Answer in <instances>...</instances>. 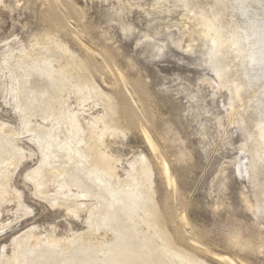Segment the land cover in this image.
I'll return each instance as SVG.
<instances>
[{"label": "rangeland", "instance_id": "obj_1", "mask_svg": "<svg viewBox=\"0 0 264 264\" xmlns=\"http://www.w3.org/2000/svg\"><path fill=\"white\" fill-rule=\"evenodd\" d=\"M253 21L264 24V0H0V123L8 131L18 128L12 105L20 75L13 67L16 59L33 54L44 61L53 56V65L63 61L73 75L98 81L110 98L105 119L118 133L133 134L147 165L154 167L148 166V174L160 176L161 162L168 165L170 188L158 195L157 213L170 232V246L181 255L199 257L193 259L196 264L214 263L213 255L264 264V63H250L245 33ZM33 60L24 59L21 66L28 72ZM32 70L28 78L35 90L46 83ZM156 97L167 101L166 112L158 111ZM94 103L101 101L90 103L92 112L99 111ZM39 121L38 115L32 118V130ZM141 130L156 144L155 152ZM32 136H18L32 153L25 150L10 174V186L22 193L25 207L0 214V264H6L4 255L18 243L32 247L29 233L42 240L51 233L86 231L84 218L73 226L66 217L51 219L53 199L34 195L28 176L36 177L39 152ZM65 137L61 127L59 138ZM129 157L122 146L121 160ZM229 194L244 199L236 201L237 207L246 205L243 216L224 213L220 200ZM205 203L210 207L205 209ZM103 233L97 239H112V233ZM75 243L78 239L71 248Z\"/></svg>", "mask_w": 264, "mask_h": 264}, {"label": "bare ground", "instance_id": "obj_2", "mask_svg": "<svg viewBox=\"0 0 264 264\" xmlns=\"http://www.w3.org/2000/svg\"><path fill=\"white\" fill-rule=\"evenodd\" d=\"M209 36V33H205V38ZM33 56V54L26 55L24 59L35 58L33 61L36 64H33L32 68L39 72L40 81L46 84L44 83V86L41 84L42 87L32 90L33 85L28 78V72L32 68H28L27 72V69L21 66L24 59L19 61L16 59L13 67L20 72V75L14 80L17 84L13 87L15 94L12 105L19 117L18 128L13 130L14 127H11L8 131L6 125L0 123V214L25 207L21 201L22 193L10 186V174L20 160L24 159L25 152L32 151L30 147L24 149L19 144L18 136L23 132L25 134L33 132L35 136L31 137V141L38 146L39 166L34 169L36 177L33 178L32 174L28 178L33 180L34 195L53 199L49 202L51 219L66 217L73 226L76 223H73L74 220L79 221L84 218L87 226L83 234L77 229L74 235L50 232L51 234L43 236L42 240V235L40 237L37 233H29L28 239L32 247L29 245L31 248L26 249L25 245L21 246L18 243L10 255H4V262L6 264H196L193 259L197 256L192 259L188 255H181L180 251L170 246L168 240L170 232L167 234L158 217L160 193L166 187L170 188L168 186L171 183L170 170L165 161L162 159L164 162H161L160 176L147 173L149 165L141 152L139 142L133 138L134 136L131 137L133 134L130 136L122 132L118 133L113 121L108 122L105 119L104 112L111 111L110 98L104 96L105 93L103 94L102 91L104 89L101 90L98 81L80 76L78 73L73 75L72 70L70 71L63 61L53 65L52 62L55 61L53 56L47 57L46 61L36 60ZM258 62L264 63V58L256 61L252 54L250 63ZM72 76H75L73 80H71ZM93 99L101 101V104L94 103L101 106L99 111L92 112L95 110L90 108V103L95 101ZM156 99L154 103L157 104L158 111L166 110L167 101L161 100V97ZM36 115L41 118V122L39 121L36 129L32 130L30 127L32 118ZM47 119L51 120L50 124L44 122ZM61 127L66 131L64 140L59 138ZM141 133L151 151L155 152L156 144L152 138L144 130H141ZM122 146L126 147L130 156L126 162L121 160L122 157L120 158ZM2 153L7 159L2 158ZM14 154L16 156H13ZM60 159V162L53 163ZM178 171L180 173L184 171L183 167H179ZM80 174L84 178H81ZM86 181L97 189L96 193L89 192ZM237 200L244 202L242 197L237 196L235 199L231 194L220 200L226 215L243 216L246 205L244 209L237 207ZM208 204H204L205 209L210 207ZM100 231L112 233V239L107 240V236L97 239L96 234ZM92 237H96L94 244L90 241ZM76 239L79 244L75 243L77 246L71 248L70 244ZM219 242L228 246L224 239ZM94 246L97 247V253L102 254L100 257L94 253L92 249ZM211 259L214 261L212 264H246L232 256L213 255Z\"/></svg>", "mask_w": 264, "mask_h": 264}, {"label": "clouds", "instance_id": "obj_3", "mask_svg": "<svg viewBox=\"0 0 264 264\" xmlns=\"http://www.w3.org/2000/svg\"><path fill=\"white\" fill-rule=\"evenodd\" d=\"M249 47L256 61L264 58V24L260 22H250L245 33Z\"/></svg>", "mask_w": 264, "mask_h": 264}]
</instances>
